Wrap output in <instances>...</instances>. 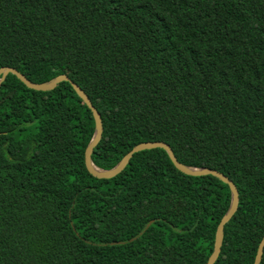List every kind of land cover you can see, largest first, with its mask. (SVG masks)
<instances>
[{
	"label": "trees",
	"instance_id": "16d2710c",
	"mask_svg": "<svg viewBox=\"0 0 264 264\" xmlns=\"http://www.w3.org/2000/svg\"><path fill=\"white\" fill-rule=\"evenodd\" d=\"M66 75L102 121L94 164L164 142L239 191L214 264H254L264 235V0H0V68ZM91 111L69 82L0 85V264H206L229 186L162 149L94 177ZM261 264H264V253Z\"/></svg>",
	"mask_w": 264,
	"mask_h": 264
},
{
	"label": "water",
	"instance_id": "95a60500",
	"mask_svg": "<svg viewBox=\"0 0 264 264\" xmlns=\"http://www.w3.org/2000/svg\"><path fill=\"white\" fill-rule=\"evenodd\" d=\"M8 74L14 75L20 82H22L28 89L35 90V91H50L56 87L57 84L61 82H69L74 92L77 94V96L82 100V102L87 106V108L91 111L93 120H94V132L92 135L91 140L89 141L87 147L85 148V164L87 167V170L90 174H92L94 177L100 178V179H110L121 173L126 166L129 164L131 157L133 154L143 151V150H150V149H162L166 152L168 155L171 163L173 166H175L179 171L186 175L190 176H207L212 175L218 179H220L222 182L226 183L231 192V203L230 207L227 211V213L224 215V217L221 219L216 235H215V243H214V250L210 258L208 259L206 264H214L217 259L220 256L221 250H222V244H223V238H224V228L226 224L232 219V217L235 215V213L238 210L239 207V191L235 183L230 180L228 177H226L224 174L211 169L206 168H195V167H187L179 163L176 159V157L173 154L172 149L164 142H145L140 143L136 146H134L128 153H126L122 158V160L113 168L104 170L101 168H98L93 160H92V152L98 142L101 139L102 136V121L99 113L92 105L90 99L85 94V92L75 83H73L66 75H58L51 80L44 82V83H33L29 81L24 75H22L20 72H18L16 69L11 67H2L0 68V85L6 78ZM264 253V235L261 239V242L258 246L257 255L254 261V264H261L262 257Z\"/></svg>",
	"mask_w": 264,
	"mask_h": 264
},
{
	"label": "bare ground",
	"instance_id": "6f19581e",
	"mask_svg": "<svg viewBox=\"0 0 264 264\" xmlns=\"http://www.w3.org/2000/svg\"><path fill=\"white\" fill-rule=\"evenodd\" d=\"M155 150V149H154Z\"/></svg>",
	"mask_w": 264,
	"mask_h": 264
}]
</instances>
